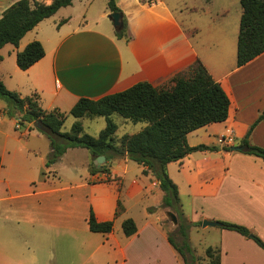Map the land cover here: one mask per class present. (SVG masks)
Masks as SVG:
<instances>
[{
  "label": "crops",
  "instance_id": "1",
  "mask_svg": "<svg viewBox=\"0 0 264 264\" xmlns=\"http://www.w3.org/2000/svg\"><path fill=\"white\" fill-rule=\"evenodd\" d=\"M16 1L0 0V18ZM77 1L84 2L73 0L68 6ZM94 1L87 0L81 13L58 20L54 15L63 6L27 32L18 46H3L0 79L22 97L39 93L45 110L61 111L67 120L82 97L99 99L142 81L168 87L175 76L202 61L226 91L230 107L225 121L188 134L190 145L219 150H196L167 165L185 217L202 222L190 227L189 243L195 257L204 252L206 264L210 246L220 248L221 264H264V249L253 238L223 226L224 221L245 225L264 241V159L232 149L247 137L250 144L264 147V52L237 65L238 23L227 28L216 20L213 0L203 5L194 0H116L128 22L123 37L109 18V0L99 9L92 7ZM178 10L186 17L210 14L208 33L189 28ZM216 15L225 18L227 10ZM198 33L199 44L194 39ZM33 40L41 41L45 55L21 69L17 53ZM3 111L0 101L1 120ZM25 127L23 132L5 130L0 144V264H184L169 240L164 191L152 172L144 173L145 167L127 155L106 157L97 166L84 147L69 148L48 166L50 140L39 123ZM92 164L106 170L92 173ZM119 202L124 210L116 216ZM90 209L98 221L114 220L113 231H91ZM129 217L138 229L127 236L122 223ZM204 219L222 225L203 226ZM195 234L198 243L192 240Z\"/></svg>",
  "mask_w": 264,
  "mask_h": 264
},
{
  "label": "trees",
  "instance_id": "2",
  "mask_svg": "<svg viewBox=\"0 0 264 264\" xmlns=\"http://www.w3.org/2000/svg\"><path fill=\"white\" fill-rule=\"evenodd\" d=\"M72 2L73 0H52L48 4L39 0L14 2L0 18V49L8 43L18 46L27 32ZM240 3L243 11L237 41L238 66L245 65L264 52V0H240ZM108 8L111 12L122 13L116 0H109ZM122 22L123 26L117 30L120 37L127 35L128 22L124 15ZM44 55L45 49L41 41L33 40L17 53V65L25 70ZM2 59L0 53V62ZM0 99L8 102L4 112L16 117L19 127L30 123L41 125L40 131L48 137L52 148L47 158L48 166L59 161L69 148L84 147L95 157L105 155L110 159L127 155L129 159L145 167L144 173L152 172L164 191V206L171 209L178 218L182 242L177 243L170 233L169 240L182 256L184 264H196V257L189 243V229L193 224L202 222L193 223L185 217L178 186L170 178L167 165L196 150L220 149L216 145L192 146L188 142L190 132L210 123L225 121L229 114L230 99L226 91L221 83L212 77L202 61L197 60L185 73L175 76L168 87L159 88L150 82L142 81L99 99L80 98L70 110V114L78 119L104 116L107 124L98 136L86 133L80 120H77L69 131H63L65 113L45 110L41 105L39 93L22 97L17 91L10 90L2 79ZM115 113L133 122H147V125L139 132L117 138V124L111 118ZM262 117L260 116L259 120ZM257 122L248 132V136ZM242 142L248 145L244 152L264 159V147L250 144L249 138H244ZM230 148L231 146L223 147L226 150ZM101 170L106 168L100 169L92 164V173ZM123 210L119 202L116 216ZM88 224L93 232L110 233L114 229V220L98 221L93 209H90ZM223 226L253 238L264 249V241L247 226L226 221ZM122 228L127 236L133 235L138 229L131 217L123 221ZM205 254L207 264H221L220 248L210 246Z\"/></svg>",
  "mask_w": 264,
  "mask_h": 264
},
{
  "label": "rangeland",
  "instance_id": "3",
  "mask_svg": "<svg viewBox=\"0 0 264 264\" xmlns=\"http://www.w3.org/2000/svg\"><path fill=\"white\" fill-rule=\"evenodd\" d=\"M83 1L84 2H82V3L78 2V1L75 2L74 6H66L65 8L60 10L59 13L55 14L54 17L56 19L60 20L61 18L65 17L66 15L75 14L76 12L81 13L82 10H84L85 3L87 2V0H83ZM176 1H180V0H175V2ZM193 2L196 5H199V4L203 5L205 3V0H194ZM106 4H107V0H95L93 2L92 7L95 9H99V8H102L103 6H105ZM223 8H225V10H227V16L225 18H222L221 15H216L217 10L220 9V11H222ZM210 9L213 10L214 15L216 17V20H219L220 22L224 23L227 28H229L230 25H233L234 20H235L236 24L238 23V30H239L241 13H242V7H241L240 0H213V4L211 5ZM178 14L182 17L185 24L189 28L193 29L194 27H199V28H202L204 30V34L208 33L207 21L211 17V16H209L210 14H208V15L194 14L191 17H186L185 14H182L179 10H178ZM200 36H201L200 33L194 35V39H195L196 43H198V44L200 42ZM0 101L2 103V108H4V109L7 108L8 102L4 99H0ZM3 115H2V117L4 120L0 119V144L4 140L5 136H4L3 132L5 130H10L12 133L13 132L15 133V131L23 132L24 129L26 128L25 126H22L20 129H16L18 119L16 117L11 116L9 113L4 112V111H3ZM77 120L78 119L75 118L74 116L69 115V118L65 121L62 130L63 131H69L71 129L72 125ZM113 120L118 125L116 137H121L122 135H124L126 133L139 132V130H142L141 126L146 125V122H139V123H135L132 121L127 122V120H125L119 114H114ZM82 122L84 125L85 132H87L91 135H94V136H97L99 134V132L106 126V118L105 117L84 118V119H82ZM166 209H167V211L171 210L167 207H166ZM178 225H179V223L174 224L172 219L168 215L166 216V219H165L166 229L168 230V232L170 234L173 235L176 242L181 244L182 235L179 232ZM192 240L194 242L198 243L199 238L196 237V234H195V235H193ZM196 257H197V263L198 264H206L204 252L197 253ZM38 264H40V263H38Z\"/></svg>",
  "mask_w": 264,
  "mask_h": 264
},
{
  "label": "water",
  "instance_id": "4",
  "mask_svg": "<svg viewBox=\"0 0 264 264\" xmlns=\"http://www.w3.org/2000/svg\"><path fill=\"white\" fill-rule=\"evenodd\" d=\"M122 17L123 14L119 13V12H111L109 14V18L112 19L114 27L118 30L123 26V22H122ZM248 138V137H247ZM232 149L235 150H247L248 146L246 144L244 145H238V146H233ZM106 156L105 155H99L98 157H96L95 159V164L97 166H102L105 162ZM159 182V181H158ZM167 215L172 219V221L174 222V224L178 223V218L176 216V214L173 211H168ZM208 225H219L221 226L222 223L219 221H212V220H208V219H204L203 220V226H208Z\"/></svg>",
  "mask_w": 264,
  "mask_h": 264
},
{
  "label": "built area",
  "instance_id": "5",
  "mask_svg": "<svg viewBox=\"0 0 264 264\" xmlns=\"http://www.w3.org/2000/svg\"><path fill=\"white\" fill-rule=\"evenodd\" d=\"M17 127H19V126L17 125Z\"/></svg>",
  "mask_w": 264,
  "mask_h": 264
}]
</instances>
